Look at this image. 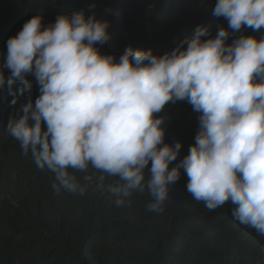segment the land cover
Listing matches in <instances>:
<instances>
[{
	"label": "clouds",
	"instance_id": "1",
	"mask_svg": "<svg viewBox=\"0 0 264 264\" xmlns=\"http://www.w3.org/2000/svg\"><path fill=\"white\" fill-rule=\"evenodd\" d=\"M212 14L227 26L215 35L197 26L164 54L131 46L119 59L102 54L109 22L82 10L46 27L33 15L8 38L0 89L15 104L34 80L38 95L9 118L7 131L54 174L55 191L83 195L87 185L70 170L91 164L122 181L109 186L113 194L147 188L149 211H162L183 170L194 199L209 210L230 201L234 218L264 235V37L255 35L264 30V0H216ZM175 101L192 106L199 128L171 166L183 142H164V118L156 114Z\"/></svg>",
	"mask_w": 264,
	"mask_h": 264
},
{
	"label": "trees",
	"instance_id": "2",
	"mask_svg": "<svg viewBox=\"0 0 264 264\" xmlns=\"http://www.w3.org/2000/svg\"><path fill=\"white\" fill-rule=\"evenodd\" d=\"M215 3L0 0V62L8 38L33 15L42 16L45 27L61 14L81 10L107 20L110 39L98 47L102 54L119 59L130 46L164 54L191 37L197 26H208L209 35H215L227 26L224 18L213 16ZM241 33L252 34L251 29ZM255 35L264 37V30ZM37 95L34 80L15 104L8 91L0 89V264H264V235L240 224L230 201L209 210L194 199L183 170L180 179L169 185L162 211H149L153 197L147 188L127 197L113 194L109 186L122 181L91 164L85 171L70 170L81 185H87L83 195L55 191L54 174L38 168L31 153H25L7 131L9 118L21 115L22 105ZM156 115L164 118V142H183L174 166L194 143L199 114L187 101H175ZM149 178L145 169V183ZM118 199L123 203L117 204Z\"/></svg>",
	"mask_w": 264,
	"mask_h": 264
}]
</instances>
